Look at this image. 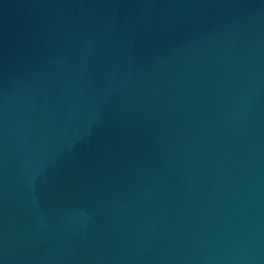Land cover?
<instances>
[{
    "label": "water",
    "instance_id": "1",
    "mask_svg": "<svg viewBox=\"0 0 264 264\" xmlns=\"http://www.w3.org/2000/svg\"><path fill=\"white\" fill-rule=\"evenodd\" d=\"M0 264H264V0H0Z\"/></svg>",
    "mask_w": 264,
    "mask_h": 264
}]
</instances>
